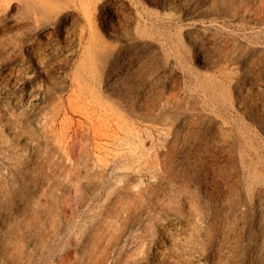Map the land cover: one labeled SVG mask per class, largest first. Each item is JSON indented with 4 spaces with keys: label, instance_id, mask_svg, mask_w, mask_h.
<instances>
[{
    "label": "rangeland",
    "instance_id": "374dc122",
    "mask_svg": "<svg viewBox=\"0 0 264 264\" xmlns=\"http://www.w3.org/2000/svg\"><path fill=\"white\" fill-rule=\"evenodd\" d=\"M0 264H264V0H0Z\"/></svg>",
    "mask_w": 264,
    "mask_h": 264
},
{
    "label": "bare ground",
    "instance_id": "6f19581e",
    "mask_svg": "<svg viewBox=\"0 0 264 264\" xmlns=\"http://www.w3.org/2000/svg\"><path fill=\"white\" fill-rule=\"evenodd\" d=\"M137 6V5H136Z\"/></svg>",
    "mask_w": 264,
    "mask_h": 264
}]
</instances>
